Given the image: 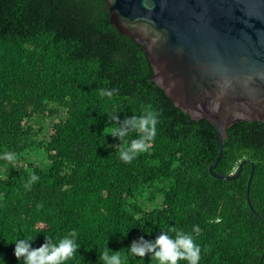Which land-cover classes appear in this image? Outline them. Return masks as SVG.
I'll list each match as a JSON object with an SVG mask.
<instances>
[{"label": "trees", "instance_id": "16d2710c", "mask_svg": "<svg viewBox=\"0 0 264 264\" xmlns=\"http://www.w3.org/2000/svg\"><path fill=\"white\" fill-rule=\"evenodd\" d=\"M151 78L141 48L110 24L105 0H0V156L15 155L0 159L4 264H19L17 237L38 233V248L44 235L73 229L79 249L66 264H100L105 247L124 264H154L148 255L127 260L126 248L169 228L193 236L199 264H264V123L227 130L213 172L230 176L246 163L235 180L213 178L214 129L176 109ZM146 111L156 114V136L124 163L119 152L138 134L111 137L108 114L122 121ZM35 149L45 168L29 160Z\"/></svg>", "mask_w": 264, "mask_h": 264}, {"label": "water", "instance_id": "95a60500", "mask_svg": "<svg viewBox=\"0 0 264 264\" xmlns=\"http://www.w3.org/2000/svg\"><path fill=\"white\" fill-rule=\"evenodd\" d=\"M105 2L110 24L146 55L151 82L176 109L214 129L218 153L210 175L235 180L246 162L230 176L213 169L233 124L264 123V0Z\"/></svg>", "mask_w": 264, "mask_h": 264}, {"label": "clouds", "instance_id": "9594fccd", "mask_svg": "<svg viewBox=\"0 0 264 264\" xmlns=\"http://www.w3.org/2000/svg\"><path fill=\"white\" fill-rule=\"evenodd\" d=\"M113 93V89L100 90L101 97L111 98ZM108 115L112 125L111 137L120 142L131 133L138 134L119 152V159L124 163H130L140 152L147 150L149 143L154 140L157 131L156 114L152 111H146L139 116L131 115L122 121L117 113ZM0 159L14 162L15 155L11 152H5L0 156ZM37 179L35 174L31 175L24 184L25 189L30 190L31 185ZM193 231L198 232L199 228L196 227ZM170 232L174 233V236L170 235ZM36 235L17 237L12 243L14 246L13 255L19 264H66L67 261L74 258L79 249L78 233L75 229L59 238L44 235L45 242L40 247L33 248L32 241ZM146 255L154 264H179L180 261H184L185 264H199L200 247L194 242L191 234L176 228H169L167 231H161L154 240H145L141 237L137 241L131 242L126 248L125 257L127 260L137 257L144 258ZM99 262L100 264H124L121 252L112 251L107 247L99 253ZM0 264H4L2 258H0Z\"/></svg>", "mask_w": 264, "mask_h": 264}, {"label": "rangeland", "instance_id": "374dc122", "mask_svg": "<svg viewBox=\"0 0 264 264\" xmlns=\"http://www.w3.org/2000/svg\"><path fill=\"white\" fill-rule=\"evenodd\" d=\"M29 160L33 161L36 165L45 168L47 166L46 155L42 150L35 149L29 153ZM139 202L144 201L142 198L138 199Z\"/></svg>", "mask_w": 264, "mask_h": 264}]
</instances>
